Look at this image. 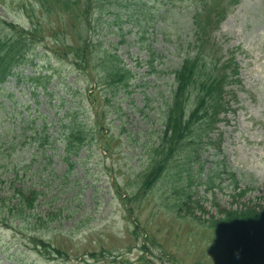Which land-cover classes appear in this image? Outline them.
I'll list each match as a JSON object with an SVG mask.
<instances>
[{"label":"rangeland","instance_id":"rangeland-1","mask_svg":"<svg viewBox=\"0 0 264 264\" xmlns=\"http://www.w3.org/2000/svg\"><path fill=\"white\" fill-rule=\"evenodd\" d=\"M198 4L205 8L200 32L195 22L172 12L166 22L157 20L147 27L144 21L141 26L127 21L118 32V25H112L111 34L116 35L105 41L109 24L93 16L92 26H104L98 31V43L105 41L102 47L113 51L121 66L133 73L126 89L121 75L103 85L109 60L100 58L91 66L89 78L88 71L77 72L45 55L42 47L16 72L24 77L50 75L52 94L33 99L31 88L15 78L2 87L0 141L21 136L17 124L27 115L37 125L45 118L52 126L51 141L59 139L58 121L71 102L64 107L62 98L71 87L83 115L76 118L102 138V149L96 142L70 163L62 152L54 154L50 143L29 144V163L32 155L39 157L29 166V191L45 195L36 204L38 216L51 214L56 221L48 225L49 217L39 219L34 233L43 244L37 246L0 227V264H264V253L251 255L208 225L224 210L264 212V0H183L177 5L194 10ZM3 21L25 29L42 28L40 35L48 38L51 48L76 36L79 22L41 7L39 0H0V35ZM186 36L191 55L199 48L198 67L220 70V77L212 80L224 86L225 104L212 136L221 146L200 149L203 172L220 168V175L211 190L197 187L198 199L191 197V203L200 207L189 206L187 214L177 208L190 201L179 190L181 180L169 176L152 186L142 177L146 151L159 136L170 97L164 88L168 79L157 73L178 68L183 59L177 57V44ZM120 40L117 50L109 47ZM86 108L98 114L100 123L92 122ZM46 154L51 159H43ZM235 183L240 190L235 191ZM240 191L247 195L238 197ZM144 251L150 255L144 256Z\"/></svg>","mask_w":264,"mask_h":264},{"label":"trees","instance_id":"trees-1","mask_svg":"<svg viewBox=\"0 0 264 264\" xmlns=\"http://www.w3.org/2000/svg\"><path fill=\"white\" fill-rule=\"evenodd\" d=\"M180 2L182 3L183 0H39L41 7L59 10L65 18L71 17L78 20L77 35L61 46L55 42L56 45L53 47L55 49H53L48 43V38L40 35L42 28L38 29L33 26L28 31L19 29L17 31L14 26L3 21L2 36H0V90L10 78H15L17 83L24 82L32 87L30 92L32 98H37L39 91L47 95L52 94L49 91L50 75L24 77L21 73H16L18 69L22 68L21 66L29 62V56L37 52L36 49L39 47H42L47 54L51 53L59 62L69 64L77 72L88 71L89 78L91 66L98 63L100 58L107 59L110 63L103 69L106 81L103 85H109L108 82H112L115 77L121 75L124 81L122 82V84L124 83L123 88L126 89L134 79L133 73L126 71L125 67L121 66V59L117 55H113V51L102 47L103 42L109 36L116 35L111 34L113 33L112 25H118V32L122 30L121 26L127 21L132 22L135 26H141V22L144 21V25L147 27L157 20L166 22L168 16L173 12V16L179 15L195 22L199 26L196 29L200 32L202 13L205 12V8L198 4L194 10H184L177 5ZM37 6L36 2L35 7ZM166 6H170L172 9L167 10L166 14L161 13ZM23 10L26 13L25 8ZM182 12L184 13L181 14ZM94 15L109 24L107 27L109 33L104 35L105 41L102 43H98L96 37L99 29L103 30L104 26L95 28L91 25ZM124 17L127 19L123 20ZM188 40V36L184 40L179 37L177 57L183 60L178 64V68H174L170 72L157 73L163 76L162 80L168 79L167 82L165 81L164 88L166 89L165 93L170 97L166 107L164 106L159 136L157 135L154 146L146 151V168L142 172L146 185L154 186L169 176L176 177L178 181L181 180L182 185L179 190L185 195L184 199L190 201L177 208L185 214H187L189 206L200 207L197 202H195L196 204L191 203L192 199H198V194H195L197 187L206 185L211 190V187L216 183V177L220 175V168L217 172L216 170L203 172L201 169L203 155L200 149L221 146L212 136L218 130L221 113L225 110L222 95L224 86H216L212 80V78L220 77V70L218 67L211 66L198 67L199 48H197L196 54L191 55L192 48L188 49ZM120 42L121 40L119 44L117 41L114 44H109V47L115 51ZM69 88L70 91L66 92L62 98L64 107L68 101L71 102L70 107L58 121L59 139L51 141L52 134L49 135L48 132L52 126L46 122L45 118L40 125H37L35 120L27 115L24 119L21 118V122L17 124L20 126L21 136L13 134L0 141V226L18 233L24 241L36 246L38 243H42L40 237L34 233V226L40 224L39 219L49 217L48 225L53 224L56 219L54 216L50 217L51 214L46 215L47 217L38 216L40 213L36 204L45 195L37 191H29V166H33L39 158L34 154L30 159L31 164L29 163V144L44 146L45 143H50L54 154L62 152V158L70 163H73V159L81 155L84 148H92L96 142L102 149V138L97 139V136L93 135L88 127L76 118L83 116L81 115V104H76V101L80 102V99L73 92L74 89ZM81 96L84 97V94ZM87 100H90V97H87ZM86 110L92 118V122H99L100 118L95 111L91 113L89 108ZM32 132L34 133L29 135ZM42 158L51 159L47 154ZM182 165L186 168L184 169ZM234 182H236V178ZM235 184V191L240 190L238 183ZM143 192L147 193L146 190ZM173 193L175 194L177 191ZM245 195H247L246 191H240L238 197ZM191 197L193 198L191 199ZM14 224H17L18 227H14ZM208 225L221 235H227L231 244L242 246L246 252L250 251L251 255L264 253L263 211H258L256 208L240 211L224 210L220 217L209 219ZM44 249L50 253L49 249L46 247ZM144 253V256L150 255L149 251H144Z\"/></svg>","mask_w":264,"mask_h":264}]
</instances>
